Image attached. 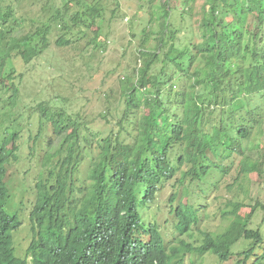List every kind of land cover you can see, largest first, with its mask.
<instances>
[{"label": "trees", "instance_id": "16d2710c", "mask_svg": "<svg viewBox=\"0 0 264 264\" xmlns=\"http://www.w3.org/2000/svg\"><path fill=\"white\" fill-rule=\"evenodd\" d=\"M128 1L136 3L128 34L138 47L117 78L113 107L104 108L107 93L101 98V119L115 115L113 125L91 132L64 110L41 102L34 107L36 134L22 141V130L13 129L14 111L32 104L19 101L10 54L30 63L49 48L53 27L57 47L73 46L92 31L84 47L96 51L106 43L100 28L110 4L64 0L48 9L44 4L45 21L31 19L30 31L8 40L9 21L21 19L14 18L8 0H0V264H184L193 254L225 262L241 240L248 247L235 264H246L263 241L260 228L249 225L257 208L264 211L258 199L264 178V0H203L198 9L197 0ZM112 2L110 20L119 12L118 0ZM46 123L53 137L35 175L36 196L26 220L19 210L7 211V184L25 190L23 180L33 177L32 145L43 137ZM22 162L30 169L24 178L17 168ZM11 169L15 183L6 180ZM166 184L180 236L201 220L200 204L181 201L190 188L204 199L207 192L222 191L226 209H217L227 226L218 233L199 231L198 245L180 240L165 246L157 224L145 220L139 208L153 203ZM233 189L248 199V213L238 214L246 206L234 201ZM21 227L29 235L22 255L13 243Z\"/></svg>", "mask_w": 264, "mask_h": 264}, {"label": "rangeland", "instance_id": "374dc122", "mask_svg": "<svg viewBox=\"0 0 264 264\" xmlns=\"http://www.w3.org/2000/svg\"><path fill=\"white\" fill-rule=\"evenodd\" d=\"M64 0H8L14 11V18L20 21H9L11 25V32L8 34V40L16 38L21 34L30 31V24L32 20L43 19L44 13L42 6L46 4V8H59L61 2ZM67 1V0H66ZM90 2L92 0H86ZM128 0H118L119 12L117 14H124L125 17H118L116 14L111 20L109 19L110 9L113 8L112 0H103V4L109 5L107 12L105 13L106 25L102 24L103 29V42L100 49L92 51V45L86 47V41H89L93 37V32H87V37L81 41H78L73 46L57 47L55 44L58 31L53 27L49 36L50 46L39 57L33 59L30 63L25 64L18 59L15 52L10 54L9 62L13 61V71L15 72L14 81L18 82V97L22 103L32 104L31 107L18 106L15 108L14 117L15 123L13 129L22 130L21 139L26 140L30 137L32 139L37 131L38 124L36 119L38 113L34 107L41 102H47L54 111L60 109L64 110L68 115H71L73 119H77L80 123V128L86 125L90 128L91 132H96L101 129L103 132L110 128L116 120L115 115H107L106 122L101 119L100 114L103 112V98L104 94H108L109 102L104 105L113 107L118 99L117 90V78L125 72V68L132 64L133 58L131 56L135 48L138 47L137 41L131 39L128 34L130 18L135 15L136 3ZM203 0H197V9L202 4ZM133 5V6H132ZM171 5L178 7L177 1H171ZM115 8V7H114ZM2 12V11H1ZM73 12V11H72ZM48 14V12L46 13ZM140 16V15H139ZM145 17V16H144ZM200 18V15L196 16ZM22 18L26 19V23H22ZM109 26H107V23ZM141 28V27H140ZM55 31V32H54ZM130 42V43H129ZM84 45H86L84 47ZM126 50V53L124 52ZM8 62V63H9ZM7 65V64H6ZM20 75L18 77L17 75ZM8 95V94H7ZM34 109V111H33ZM35 112V113H34ZM29 116V119L25 121V118ZM29 122V124L27 123ZM43 137L33 146V177L28 180H23V185L17 188H11L7 184V187L11 191V199L7 206V211L18 212L28 220L27 216L30 213L33 203L35 201V188L33 187L36 178L38 168L43 163L44 154L47 151L46 142L53 137L52 129L49 123L44 125ZM56 139L52 143L56 144ZM27 144L31 145V142L27 140ZM22 149H26V143H23ZM27 150V149H26ZM255 153V150L253 151ZM19 174L22 178L29 175L27 173L28 166L20 163L17 165ZM30 170V169H29ZM15 170L11 169L6 180L10 183H15ZM16 173V172H15ZM223 180H227L224 178ZM262 184V192L258 199L264 204V178L259 180ZM180 191L179 187L175 188V192ZM222 192V191H221ZM217 193V190L207 192L206 199L204 197L199 198L197 195L190 193L188 196L183 195L181 197L182 202H186L187 199L193 204H200L199 216L201 218L198 227L192 228L187 234L180 236L176 226V219L169 213L170 205L167 202V198L171 193L169 184L163 186L156 196V200L148 204L143 208H139L142 216H146L145 220L155 222L160 229V233L164 239L165 246L176 245L178 241L183 240L185 242L198 245L201 240L199 231L218 233L227 226V217L224 219L221 217L218 210L226 209L224 206L222 193ZM255 194V192H254ZM257 194H259L257 192ZM235 195L234 201H240L244 203L246 207L239 209L238 214L248 213L251 209L248 205H251L246 196L238 192L235 194L233 189L232 196ZM219 196V202L215 200V197ZM187 197V198H186ZM219 205L220 209H217ZM264 211L257 208L252 214L249 228L259 229L263 241L254 250L250 258L246 261V264L255 263L256 258L264 255ZM144 220V221H145ZM27 223V221H24ZM25 225L23 224L22 227ZM20 230L13 235V243L16 244L17 252L20 255L23 254L24 249L27 246L29 235L26 232ZM21 236V238H20ZM26 238L27 240H23ZM248 247V242L241 240L236 243L231 252L233 255L226 262H220L215 256L206 254L203 257L197 255H188L184 259V264H235L238 260L241 252ZM263 252V253H262ZM243 256H240L242 258ZM260 264H264V259Z\"/></svg>", "mask_w": 264, "mask_h": 264}, {"label": "clouds", "instance_id": "9594fccd", "mask_svg": "<svg viewBox=\"0 0 264 264\" xmlns=\"http://www.w3.org/2000/svg\"><path fill=\"white\" fill-rule=\"evenodd\" d=\"M228 261V260H227ZM226 262V261H225Z\"/></svg>", "mask_w": 264, "mask_h": 264}]
</instances>
